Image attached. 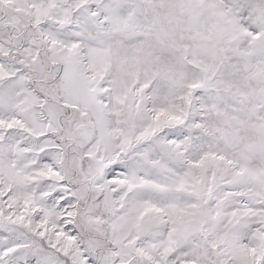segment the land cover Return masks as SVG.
Returning a JSON list of instances; mask_svg holds the SVG:
<instances>
[{
	"label": "snow or ice",
	"instance_id": "1",
	"mask_svg": "<svg viewBox=\"0 0 264 264\" xmlns=\"http://www.w3.org/2000/svg\"><path fill=\"white\" fill-rule=\"evenodd\" d=\"M0 264H264V0H0Z\"/></svg>",
	"mask_w": 264,
	"mask_h": 264
}]
</instances>
